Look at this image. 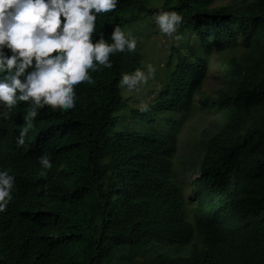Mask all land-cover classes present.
I'll return each instance as SVG.
<instances>
[{"label": "trees", "instance_id": "obj_1", "mask_svg": "<svg viewBox=\"0 0 264 264\" xmlns=\"http://www.w3.org/2000/svg\"><path fill=\"white\" fill-rule=\"evenodd\" d=\"M224 1L118 0L97 15L93 35L111 44L116 26L127 34L144 15L183 17L184 52L171 49L167 84L149 111L189 119L199 98L206 114H219L202 142L194 220L176 178L178 136L118 128L129 107L120 81L144 66L141 51L125 50L110 56L112 68L89 72L93 84L76 86L74 108L39 109L23 146L30 102L0 119V171L15 177L0 213V264H264V0ZM214 62L223 72L215 94L205 91ZM44 154L51 169L39 163Z\"/></svg>", "mask_w": 264, "mask_h": 264}, {"label": "clouds", "instance_id": "obj_2", "mask_svg": "<svg viewBox=\"0 0 264 264\" xmlns=\"http://www.w3.org/2000/svg\"><path fill=\"white\" fill-rule=\"evenodd\" d=\"M117 4L118 0H0V73H7L0 80V119H8L19 102H30L24 115L25 127L17 139L19 146L24 145L39 109L74 108L76 86L94 83L90 71H98L101 66L112 68L110 56L114 53L136 51V39L119 26L112 32L111 44L102 33L93 43L97 15L115 11ZM152 19L162 34L175 41L182 39L176 34L183 21L177 12H160ZM5 48L11 51L10 56ZM155 73V67L148 64L146 71L137 69L124 75L120 86L138 92L155 78ZM137 107L142 113L149 111L145 100ZM50 159L44 154L39 163L51 169ZM14 187L15 177L0 171V213L13 199Z\"/></svg>", "mask_w": 264, "mask_h": 264}, {"label": "rangeland", "instance_id": "obj_3", "mask_svg": "<svg viewBox=\"0 0 264 264\" xmlns=\"http://www.w3.org/2000/svg\"><path fill=\"white\" fill-rule=\"evenodd\" d=\"M164 0H148L153 6H160ZM231 0L220 2L219 4L229 3ZM154 15H144L141 21H136L127 27V33L137 41V50L144 55L143 71L147 70V65L152 64L155 69V78L148 81L146 85L140 87L138 92H128L125 88L124 95L128 99L127 109L122 114L118 128L121 130L132 129L137 132L159 133L165 135H177L179 138V151L176 156L177 181L182 186L183 196L187 202L188 217L194 220V207L197 201L191 199L194 182L201 175L203 158L202 142L218 130L221 122L218 121L219 114L215 117L206 114L201 109L199 98L196 99V106L189 119H184L187 114L173 113L168 111L150 110L146 112L143 119H134V112L139 110L137 107L141 100L148 102V105L156 99L159 92L167 84L169 74L167 63L171 55V49L177 47L181 49L184 42L175 41L162 34L155 24ZM177 34V33H176ZM184 52L183 49H181ZM186 51V50H185ZM223 72L217 62L211 64L209 76L205 83V91L215 94L222 86ZM197 226V222L195 224ZM198 228V227H197ZM198 232L199 229H196ZM198 236L194 242H197ZM191 246L182 250L189 252ZM163 252L172 253L169 247L160 249ZM181 252H175L179 256Z\"/></svg>", "mask_w": 264, "mask_h": 264}]
</instances>
